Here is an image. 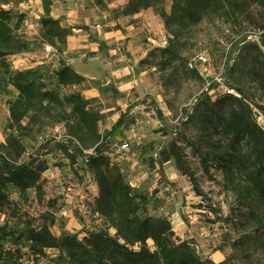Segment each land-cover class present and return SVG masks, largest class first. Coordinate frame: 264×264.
I'll list each match as a JSON object with an SVG mask.
<instances>
[{
  "label": "rangeland",
  "instance_id": "1",
  "mask_svg": "<svg viewBox=\"0 0 264 264\" xmlns=\"http://www.w3.org/2000/svg\"><path fill=\"white\" fill-rule=\"evenodd\" d=\"M101 1L102 8L111 14L99 30H90L91 26H83L82 32L68 29L81 34L79 40L98 42L110 68L102 66L105 72L90 77L87 84L66 86L55 74L61 59L59 43L50 42L39 23L42 15L52 16V0H41L42 14L37 13L32 0L10 1L7 7L13 11L12 25L27 47L0 60V152L6 153L8 136L23 144L25 152L17 158L19 162L55 138L67 143L75 136L86 153L96 147L60 123V112H41L24 130L11 127L10 102L19 94L12 77L20 70L32 71L30 77L38 85L55 91L61 99L73 91L81 92L87 108L100 114L101 134L129 110L126 125L113 136L105 155L120 169L134 193L141 195V215L168 218L176 234L211 264H264V226L258 227L251 217L252 211L264 217L262 201H242L226 176L230 154L240 150L249 156L250 147L244 138L237 140L224 128L225 117L240 107L241 89L245 101L254 108V120L264 131V57L244 49L249 39L259 36L264 40V7L251 0H196L198 14L182 16L192 0H160L138 13L127 8L129 0ZM120 2L126 4L117 5ZM173 5L175 14L168 28L158 11L163 7L171 15ZM20 14L25 16L17 26ZM45 44L54 46L55 53L47 55ZM202 51L207 52L210 65L206 70L201 66L200 72L190 63ZM94 54V50L87 52L84 65L96 75V66L101 64L91 60ZM212 80L219 81V86L208 90ZM65 109L71 108L66 104ZM28 121L23 124L28 125ZM70 126L73 128V122ZM167 130L194 169L203 195L196 194L175 159L164 152L172 138ZM126 143L132 145L131 153L121 152ZM69 153L58 149L48 156L49 169L43 173L39 194L32 188L23 194L8 184L11 204L2 207L0 226L7 224L11 230L21 231L35 218L36 226L41 225L47 214V224L57 236L68 232L83 240L86 231L97 227L115 234L113 219L95 220L91 214L99 194L91 166L81 158L73 161ZM236 183L245 184L240 178ZM22 234L20 252L11 255L2 250L0 264H78L59 249H48L44 256L34 258L25 232ZM148 245L153 247L154 242L148 241ZM12 246L6 240L5 248Z\"/></svg>",
  "mask_w": 264,
  "mask_h": 264
},
{
  "label": "trees",
  "instance_id": "2",
  "mask_svg": "<svg viewBox=\"0 0 264 264\" xmlns=\"http://www.w3.org/2000/svg\"><path fill=\"white\" fill-rule=\"evenodd\" d=\"M10 1H0V60L27 47L15 33V27L12 25L13 11L11 7H7ZM159 1L129 0L126 6L133 13H138L142 9L154 7ZM251 1L264 7V0ZM98 2L103 4L101 0ZM198 10L197 1L192 0L186 8L184 7L181 15L185 16L188 13L196 15ZM158 14L169 28L170 17L175 14V7L173 5L171 15L163 7H159ZM24 16V14L18 16L17 26ZM39 23L44 28V36L55 45L59 43L61 59L55 71L59 83L64 86L84 83L87 78L62 57L67 49V37L72 34V30L63 28L58 19L46 14L40 17ZM244 49L257 51L264 57V53L255 42H246ZM31 73L32 71L20 70L12 77V84L19 94L10 102L11 127L24 130L35 119L37 121L41 112L44 114L60 112L62 116L58 120L60 123L67 124L70 132L80 136L83 142L89 141L90 145L96 147L94 152L86 153L75 136L67 143L55 138L40 144L36 151L28 154L27 160L19 162L17 158L25 152L23 144L20 140L14 143V137L8 136L4 145L6 153L0 152V213L3 206L11 204L7 192L8 184L18 187L23 194L30 188L35 189L38 194L43 190V173L49 169L48 156L60 149L71 152L68 157L73 161L81 158L84 163L91 166L99 186V194L95 199L96 208L91 210V214L96 216L95 220H105L106 217L113 219L115 234L110 235L97 227L86 231L83 240L68 232L57 236L48 226L49 217L45 214L44 223L36 226L37 219H32L21 231L11 230L7 224L0 226V259L2 250L5 254L11 255L20 252L24 236L22 233L25 232L28 249L36 259L44 256L48 249H59L78 264H91V261L96 264H211L209 259H202L195 254L188 240L176 234L168 218L141 215L143 202L140 199L141 195L134 193L133 187L125 181L120 169L105 155L113 136L126 125L129 110L122 114L105 134H101L98 129L100 114L87 108L88 101L81 92L73 91L61 99L55 91L38 85L35 78L30 77ZM217 86L219 82L212 80L208 90ZM238 92L241 95L240 107L225 117L224 128L228 135L237 140L239 137L244 138L251 153L249 156L240 150L231 153L226 176L242 201L255 198L262 201L264 206V131L254 120V108L245 101V93L241 89H238ZM66 104L70 106V111L65 109ZM156 110L158 116L162 118V111L157 106ZM26 119L29 120L28 125L23 124ZM70 122H73V128ZM165 133L172 137V132L167 130ZM169 147V150L164 152L175 159L177 168L194 185L196 194L203 195L197 186L194 169L173 137L169 141ZM237 178L242 179L245 184L236 183ZM251 217L258 227L264 226L262 213L252 211ZM6 240L13 245L9 249L5 248ZM149 240L154 242L153 247L148 245Z\"/></svg>",
  "mask_w": 264,
  "mask_h": 264
},
{
  "label": "crops",
  "instance_id": "3",
  "mask_svg": "<svg viewBox=\"0 0 264 264\" xmlns=\"http://www.w3.org/2000/svg\"><path fill=\"white\" fill-rule=\"evenodd\" d=\"M35 8H38V14L43 13V7L41 0H32ZM126 3L120 2L117 5H125ZM114 5V4H113ZM109 8H113L112 5H109ZM37 14V16H39ZM109 9H103L102 5L98 3L97 0H52V9L51 15L60 21V24L63 28H71L75 31L84 30L83 26H91L90 30H99L102 26L103 19L107 18L110 15ZM138 15V14H137ZM127 16H124L126 18ZM130 27V26H129ZM125 35V34H123ZM77 37L83 38V36L73 33L69 35L67 39V49L64 52V59L68 64H71L76 71L84 75L87 80L84 84H87L91 81L90 77L98 76L100 77L101 73H104L105 70L102 66H107L108 64L104 62L106 54L101 50V46L98 42L91 43L87 39H78ZM120 37L119 40H121ZM94 50L95 54L91 59L96 61L100 66H96V75L91 72V69H88V66L84 65V58L87 55V52ZM90 60V59H89ZM109 63V62H107ZM110 64V63H109ZM59 62L55 65L58 66ZM92 73V74H91Z\"/></svg>",
  "mask_w": 264,
  "mask_h": 264
},
{
  "label": "built area",
  "instance_id": "4",
  "mask_svg": "<svg viewBox=\"0 0 264 264\" xmlns=\"http://www.w3.org/2000/svg\"><path fill=\"white\" fill-rule=\"evenodd\" d=\"M249 41H250V39H249ZM249 41H246V42H249ZM251 41L257 43L259 45L261 51L264 53V40L263 39H261L259 36H256L255 39H253ZM43 49H44V51H45V53L47 55H50V54H54L55 53V49H54V47L52 45L45 44ZM193 63H194V66L200 72H201V70H200V67L201 66L202 67H205V70H206V66H209L210 65L209 57H208L207 52L202 51L198 55H196V57L190 63L191 66H193ZM217 80H219V79L217 78ZM121 150H122L121 152H123V153H131L133 151V147H132V145L130 143H126V144H123L122 145Z\"/></svg>",
  "mask_w": 264,
  "mask_h": 264
},
{
  "label": "bare ground",
  "instance_id": "5",
  "mask_svg": "<svg viewBox=\"0 0 264 264\" xmlns=\"http://www.w3.org/2000/svg\"><path fill=\"white\" fill-rule=\"evenodd\" d=\"M149 241H151V242H152V240H149Z\"/></svg>",
  "mask_w": 264,
  "mask_h": 264
}]
</instances>
